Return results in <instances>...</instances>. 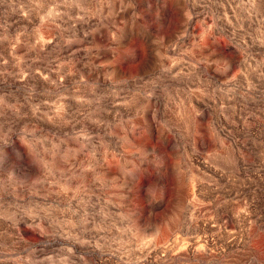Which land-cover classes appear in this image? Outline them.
Masks as SVG:
<instances>
[{"label": "rangeland", "instance_id": "1", "mask_svg": "<svg viewBox=\"0 0 264 264\" xmlns=\"http://www.w3.org/2000/svg\"><path fill=\"white\" fill-rule=\"evenodd\" d=\"M0 264H264V0H0Z\"/></svg>", "mask_w": 264, "mask_h": 264}, {"label": "crops", "instance_id": "2", "mask_svg": "<svg viewBox=\"0 0 264 264\" xmlns=\"http://www.w3.org/2000/svg\"><path fill=\"white\" fill-rule=\"evenodd\" d=\"M152 57H149V59H152L153 61H155V60H157L158 58H160V60H161V57H156V55H154V54H150ZM163 59H162V61H165V58H167V57H162ZM172 76V77H171ZM175 76H177L178 77V73H172V74H170V77L172 78V80H174L173 79V77L175 78ZM214 165H218V162H216ZM191 189H192V187L188 190V191H190L191 192Z\"/></svg>", "mask_w": 264, "mask_h": 264}]
</instances>
